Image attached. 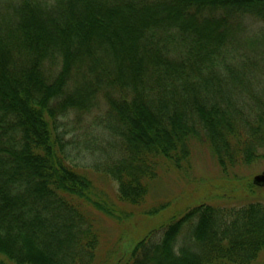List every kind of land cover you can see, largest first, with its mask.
I'll use <instances>...</instances> for the list:
<instances>
[{"label":"trees","instance_id":"16d2710c","mask_svg":"<svg viewBox=\"0 0 264 264\" xmlns=\"http://www.w3.org/2000/svg\"><path fill=\"white\" fill-rule=\"evenodd\" d=\"M196 144L231 183L264 161V0H0V264H109L100 226L165 211L153 185ZM244 201L181 205L123 264H264Z\"/></svg>","mask_w":264,"mask_h":264},{"label":"rangeland","instance_id":"374dc122","mask_svg":"<svg viewBox=\"0 0 264 264\" xmlns=\"http://www.w3.org/2000/svg\"><path fill=\"white\" fill-rule=\"evenodd\" d=\"M72 120V117L57 120L56 127L58 128V133L69 144V155L74 162L76 164L90 165L92 161L88 157V153L89 151L93 152L92 148H89L88 151L87 147H84L86 145L84 143L86 140L84 137L85 133L81 132L73 124ZM192 168L189 174L185 176L176 172L163 173L159 181L157 180L154 183L151 190L152 202L168 205L165 211L159 215L148 220L141 217L138 220L124 223L122 226L111 223L112 220L109 219L106 224L100 226V232L104 239L103 245L105 246L103 255L108 250L115 252L110 256L109 264H123L128 252L134 247L135 243L145 236L142 229L145 228L146 224L149 226L156 224L158 226V222L167 213L173 214V211L176 213L180 212L181 205H186L187 209L197 203H216L222 201V203L233 205L245 199L246 201L244 202L246 203L257 197L264 198V188H261V191L258 193L256 191L255 194H252L256 197L244 192L246 185H254L253 178L264 172V161L243 168L239 172L240 174H237L240 180L231 183L232 179L228 180L221 174L216 160L209 150L201 144H196L192 150ZM93 181L95 187H100L105 191L110 190L104 184L105 182L100 178V175L99 177L94 176ZM228 184H231V186L226 188L225 186ZM239 196H242V198L240 199Z\"/></svg>","mask_w":264,"mask_h":264},{"label":"water","instance_id":"95a60500","mask_svg":"<svg viewBox=\"0 0 264 264\" xmlns=\"http://www.w3.org/2000/svg\"><path fill=\"white\" fill-rule=\"evenodd\" d=\"M253 184L257 187L264 188V172L253 178Z\"/></svg>","mask_w":264,"mask_h":264}]
</instances>
